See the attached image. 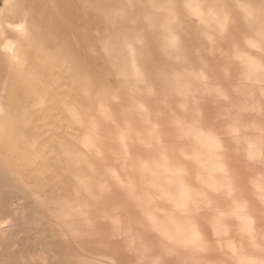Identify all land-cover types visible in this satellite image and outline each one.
<instances>
[{
  "label": "clouds",
  "instance_id": "1",
  "mask_svg": "<svg viewBox=\"0 0 264 264\" xmlns=\"http://www.w3.org/2000/svg\"><path fill=\"white\" fill-rule=\"evenodd\" d=\"M92 10L107 25L92 50L106 80L85 74L86 103L64 105L78 130L61 145L71 237L95 238L94 213L118 192L123 205L98 220L135 264H264V0H92ZM186 26L198 37L195 59ZM7 27L27 35L23 23ZM0 51L23 66L15 44ZM232 156L243 159L245 186ZM30 259L48 264L44 253ZM74 264L116 261L95 254Z\"/></svg>",
  "mask_w": 264,
  "mask_h": 264
},
{
  "label": "bare ground",
  "instance_id": "2",
  "mask_svg": "<svg viewBox=\"0 0 264 264\" xmlns=\"http://www.w3.org/2000/svg\"><path fill=\"white\" fill-rule=\"evenodd\" d=\"M20 23L26 36L7 27ZM106 29L92 10V0H0V45L15 44L24 57L21 67L0 51V222L8 221L0 227V264H33L30 257L39 253L47 255L48 264H74L77 257L95 254L112 257L116 264H135L98 220L102 211L123 205L118 192L97 207L95 238L73 239L69 234L61 213L63 202L74 199L72 172L61 154L66 142L51 141L49 134L51 124L67 121L65 103H86L81 96L85 74L96 85L106 79L103 58L92 54L94 48L98 52L97 33L103 36ZM185 40L195 59L192 50L199 42L191 26L185 28ZM218 69L214 63L219 76ZM40 101L42 108L36 107ZM213 116L209 105L206 119L214 125ZM232 166L245 186L242 157L232 156ZM124 213L135 216L130 208ZM19 233L27 243L16 258L10 244ZM100 242L106 247H97Z\"/></svg>",
  "mask_w": 264,
  "mask_h": 264
},
{
  "label": "rangeland",
  "instance_id": "3",
  "mask_svg": "<svg viewBox=\"0 0 264 264\" xmlns=\"http://www.w3.org/2000/svg\"><path fill=\"white\" fill-rule=\"evenodd\" d=\"M102 75L105 76V70L102 71ZM105 80L106 79H103L102 77V80L100 81L103 84ZM77 132L78 130H74V128L70 126L68 121H62L60 124H57V125L51 124L49 126V134H50L51 141L61 140L60 138H63L66 144L71 143L74 140L75 136L77 135ZM26 243H27L26 236H24V234L19 233V234L14 235L13 241L10 244V249L12 250L13 257H16V258L20 257L21 250L26 247V245L25 246L23 245ZM13 257L11 256L9 263L11 261L13 262V259H14Z\"/></svg>",
  "mask_w": 264,
  "mask_h": 264
}]
</instances>
